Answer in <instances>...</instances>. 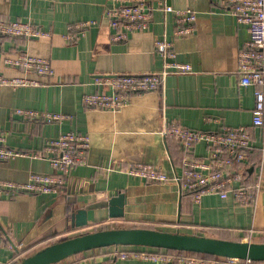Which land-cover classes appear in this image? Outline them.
<instances>
[{"label":"crops","instance_id":"0c3cea01","mask_svg":"<svg viewBox=\"0 0 264 264\" xmlns=\"http://www.w3.org/2000/svg\"><path fill=\"white\" fill-rule=\"evenodd\" d=\"M170 2L197 12L194 33L174 42L178 58L190 63L193 72L171 73L160 89L134 95L118 111H106L86 107L82 101L84 94L99 88L95 76L161 69L164 57L154 42L158 37L172 38L173 13L154 10L148 29L131 32L127 39L115 42L108 12L116 0H0L1 19L30 21L51 31L49 37L31 39L0 36V74L38 80V84L27 86L0 85V124L6 131V144L37 153L0 160V180L25 182L33 173H54L49 160L41 155L46 137L71 130L91 137L87 163L71 169L62 191L0 195V264H19L56 241L111 227L154 228L264 243V187L246 204L238 203L231 192L225 198L208 193L194 201L173 180L181 174L187 153L173 136L163 132L174 123L209 131L245 125L254 146L262 143L264 128L252 126L254 87L241 86L236 71L238 54L248 39L247 25L238 23L216 1ZM90 19L98 23L77 41H66L64 34L70 23ZM24 52L49 58L55 73L25 72L6 62ZM18 108L62 112L70 117L60 122L27 120L16 112ZM205 154L204 143L189 152L190 156ZM260 156L256 153L246 169L234 166L232 173H240L251 182ZM139 162L156 164L171 178L152 182L130 175L126 168ZM118 196L125 200L121 215L111 216L110 207L103 206L88 211V225L71 226V209ZM113 248L85 250L53 264H179L121 258L113 254ZM221 262L264 264L242 259Z\"/></svg>","mask_w":264,"mask_h":264},{"label":"built area","instance_id":"2783aa9c","mask_svg":"<svg viewBox=\"0 0 264 264\" xmlns=\"http://www.w3.org/2000/svg\"><path fill=\"white\" fill-rule=\"evenodd\" d=\"M222 10L232 14L238 23L246 24L248 39L238 54L237 73L241 86L254 87V106L252 126L264 128V0H212ZM116 5L108 12V25L112 29V40L121 42L129 33L149 28L154 10L173 13L175 30L171 39H155L156 51L164 57L161 69L144 74L114 73L97 75L94 83L99 87L83 95L86 107L118 111L127 105L136 94H143L161 88L171 73L193 72L192 65L178 58L174 42L178 38L194 33L197 12L191 7H175L170 0H116ZM97 20H80L68 25L64 38L67 42L77 41L85 32L97 24ZM0 36L31 39L49 37L51 31L30 21L7 20L0 18ZM8 64L19 67L25 72L51 76L55 69L49 58L21 53L17 58H8ZM38 84L37 79L23 76H4L0 74V85L27 86ZM16 112L27 120L40 122H60L69 118L68 114L33 108H18ZM164 134L173 136L187 153L182 161V172L173 176L181 190L191 192L194 201L199 202L204 194L218 193L225 198L231 192L238 203L252 202L255 193L264 187V139L254 146L250 130L245 125L228 126L222 130H199L180 124H171L163 129ZM204 143V156H190L195 145ZM91 137L86 132L71 130L56 137H46L43 155L55 170L54 173H33L25 182L0 180V195L15 197L22 192L58 193L66 185L71 169L87 163ZM261 153L256 166L255 178L249 182L242 174H233L234 166L240 164L246 169L252 164L254 155ZM36 156L23 149L6 144V131L0 124V160L17 156ZM126 171L130 175L142 177L152 182H165L171 176L160 166L153 163L130 164ZM113 254L121 258H140L155 261H176L179 264H222L221 260L237 259L192 253L189 251L157 248L127 250L123 245H112ZM122 246V247H121ZM240 260V259H239ZM254 262L253 260H245Z\"/></svg>","mask_w":264,"mask_h":264},{"label":"water","instance_id":"95a60500","mask_svg":"<svg viewBox=\"0 0 264 264\" xmlns=\"http://www.w3.org/2000/svg\"><path fill=\"white\" fill-rule=\"evenodd\" d=\"M124 197V196H123ZM99 200L71 209L73 228L88 225V211L109 206L111 216L122 214L124 198ZM76 203V200L73 201ZM110 245H143L192 251L242 260H264V243L236 241L197 233L164 231L144 227H111L70 236L24 257L19 264H53L73 254Z\"/></svg>","mask_w":264,"mask_h":264},{"label":"trees","instance_id":"16d2710c","mask_svg":"<svg viewBox=\"0 0 264 264\" xmlns=\"http://www.w3.org/2000/svg\"><path fill=\"white\" fill-rule=\"evenodd\" d=\"M259 146V145H258ZM183 193L185 194V195H188V196H191V192H189V191H183ZM139 247H140V245H139ZM143 247V246H142ZM157 248H160V247H149V248H144V249H148V250H151V251H153V250H155V249H157ZM167 249V248H166ZM169 249V248H168ZM189 252H192V251H189ZM192 253H199V252H192ZM201 254H204V253H201ZM204 255H211V254H204ZM220 257V256H219ZM264 260H256V262H263Z\"/></svg>","mask_w":264,"mask_h":264},{"label":"rangeland","instance_id":"374dc122","mask_svg":"<svg viewBox=\"0 0 264 264\" xmlns=\"http://www.w3.org/2000/svg\"><path fill=\"white\" fill-rule=\"evenodd\" d=\"M123 246H127V247H130V248H138L139 247V245H123ZM143 245H140V247L139 248H149L150 246H143ZM44 247H46V246H44ZM44 247H42V248H44ZM42 248H40V249H42ZM39 249V250H40ZM38 251V250H37ZM36 252V251H35Z\"/></svg>","mask_w":264,"mask_h":264}]
</instances>
